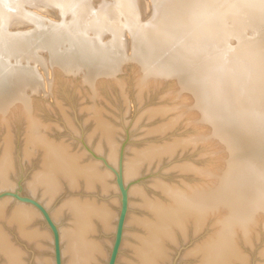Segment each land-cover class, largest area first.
Wrapping results in <instances>:
<instances>
[{
	"label": "bare ground",
	"instance_id": "1",
	"mask_svg": "<svg viewBox=\"0 0 264 264\" xmlns=\"http://www.w3.org/2000/svg\"><path fill=\"white\" fill-rule=\"evenodd\" d=\"M222 54L240 57L250 69L243 64L239 74L236 67L223 71ZM127 64L139 86L175 85L174 101L149 112L172 113L156 133L182 120L197 133L136 150L124 162L123 179L178 149L201 145L207 134L216 162L203 169L184 163L182 170L195 172L198 182H157L159 197L129 189V205L139 195L146 212L128 210L116 264H170L174 245L190 233L199 237L210 222V235L181 255L198 257V264H249L255 227L264 225V0H0V123L8 133L0 185L6 186L15 166L12 113L23 119L24 159L40 157L27 184L30 193L46 204L64 188L107 196H71L52 214L54 221L62 215L70 220L59 233L63 264H106L120 208L116 186L97 162L50 138L33 96L48 93L49 77L59 73L80 79L93 100L98 81L115 79ZM88 114L115 164L114 126L96 103ZM8 206L1 198L0 264H31L29 250L35 264H55L49 254L53 234L42 225V214L24 203Z\"/></svg>",
	"mask_w": 264,
	"mask_h": 264
},
{
	"label": "rangeland",
	"instance_id": "2",
	"mask_svg": "<svg viewBox=\"0 0 264 264\" xmlns=\"http://www.w3.org/2000/svg\"><path fill=\"white\" fill-rule=\"evenodd\" d=\"M225 48L227 51L224 52L225 55H231L229 47L226 46ZM223 57L224 58H221L220 56V60L222 65L224 63L225 66H223V68L225 69L220 68V70L226 71L228 69H235V67L237 70H244V63L240 57L227 56L231 57L227 59H225L224 55ZM248 69H250V67H248ZM53 76L51 75L49 77L50 79L53 78V85L48 91L49 94L42 93L43 95L38 94L37 96L35 95V97L33 96L36 100L34 101L36 115L51 127V130L48 132L51 139L71 144V151L83 152L85 154L83 159L93 160L97 162L101 168L109 172L111 176L110 180L116 186L119 201L120 192L115 183V174L107 169L101 161L96 160L88 149L94 151L99 156L105 157L110 165L118 169L120 146L122 143H126L123 157L124 168L125 160L129 157L131 158L133 154L136 153V150L143 149L145 145H160L164 142L172 141L175 138H184L197 133V128L191 124L188 125L184 120L179 121L174 128L164 132V134L155 132L154 128L166 121L167 117L171 116L172 113L165 114L166 116L150 117L149 112L157 107H164L168 105L169 102L174 101L172 95L175 97V85L171 81H166L164 84L157 87L151 85L143 86V84V87L139 86L137 84L135 68L132 64H127L115 79H102L103 81L100 79L96 86V96L93 100L91 96L92 91L82 84L80 79L70 76L66 77L59 73ZM94 103L102 110L103 118L114 126L116 130L115 138L118 144V158L115 164L109 161L107 149L102 145L101 138L94 132L95 129L92 125L91 115L88 114V108L92 104L94 105ZM10 116L8 120V127H10L8 129L13 138L15 166L10 173V178L6 186L0 185V192L5 190L14 191L22 187L24 195L37 199L49 211L60 233V228L69 225L70 220L65 215H62L60 219H56L55 222L52 214L61 207L67 198L71 196L83 197L86 196L87 193L99 199H105L107 196L101 194L99 190H94L95 192L92 193L89 191L85 192L83 189L75 191L70 188H64L50 204H46L47 202L41 198L40 194L33 195L30 193V191L27 190V184L30 182L32 176L39 170L40 157L32 156L29 160L24 159L21 152L24 139L23 119L20 115H12V113ZM3 125L4 124L0 123V155L2 152V141L7 133L5 132L7 129L5 130L6 127ZM204 136L207 139L201 141V145L191 149H178L172 153V155L165 156L149 166L142 167L134 178L128 181L123 179L128 191L130 188H136L139 190V192L136 193L141 194V190L147 196L155 198L160 196L159 191H157L155 187L157 182L178 186H183V183L186 182L190 184L198 182V175L195 174V172L184 171L181 166L184 163H189L203 169L216 162V152L214 151V146L209 144V135L207 134ZM95 147H98V149L96 150ZM112 195L113 193L108 196L111 197ZM114 195H116V193H114ZM4 198L9 201L8 207L22 204V202H18L12 197ZM133 198L134 205H129V209L133 208V213H135V215H141L143 211L146 212L138 199L139 195H133ZM40 221L44 227L50 229L43 217ZM211 224L210 222L207 228L201 231V238L200 236L198 237L190 233L187 240H183L180 243L177 242V244L174 245L170 264H198V257H184L182 253L183 251L186 252V250H191L195 243L209 236L212 231ZM255 228L254 238L251 242L252 246L247 248L249 264H264V254L262 252L264 249V225L258 223ZM11 232L15 235L13 229H11ZM50 245L52 246L49 254L54 258L53 243ZM28 253V262L35 264L33 262L34 251L29 250ZM128 256L131 257V254L129 253Z\"/></svg>",
	"mask_w": 264,
	"mask_h": 264
},
{
	"label": "water",
	"instance_id": "3",
	"mask_svg": "<svg viewBox=\"0 0 264 264\" xmlns=\"http://www.w3.org/2000/svg\"><path fill=\"white\" fill-rule=\"evenodd\" d=\"M125 145L126 143H122V145L120 146L118 169H115L112 165H110L105 157L99 156L94 151L88 149L91 155L96 160L101 161L107 169H109L115 174V183L117 184L120 192L119 215L116 223V229L114 232V240L106 264H116L117 257L120 252L121 243L123 240L125 220L129 210L128 189L123 180V157H124ZM4 197H12L18 202L30 204L34 206L42 214L47 226L51 229L53 234V249H54L53 253H54L55 264H63L59 230L57 225L53 222L49 214V211L37 199L31 196L24 195L22 192V187L14 191L5 190L0 192V199Z\"/></svg>",
	"mask_w": 264,
	"mask_h": 264
}]
</instances>
